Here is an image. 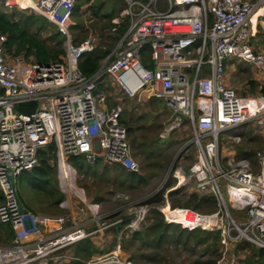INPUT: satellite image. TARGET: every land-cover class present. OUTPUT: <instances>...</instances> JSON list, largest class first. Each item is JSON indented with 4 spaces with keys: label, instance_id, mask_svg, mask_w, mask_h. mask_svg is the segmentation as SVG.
<instances>
[{
    "label": "built area",
    "instance_id": "2783aa9c",
    "mask_svg": "<svg viewBox=\"0 0 264 264\" xmlns=\"http://www.w3.org/2000/svg\"><path fill=\"white\" fill-rule=\"evenodd\" d=\"M10 1L0 0L7 7L45 17L65 40L61 60L41 63L12 55L5 46L6 35L0 32V222L14 233L10 244L0 247V264H47L57 251L92 234L84 223L72 220L69 225L64 217L25 208L15 179L38 164L39 150L51 142L63 181L75 169L67 162L69 156H80L87 164L101 162L138 171L122 121V99L134 98L142 89L149 90L148 96L163 98L192 130L195 158L187 174L181 168L174 170L175 185L188 180V188L211 196L216 206L206 213L167 206L162 209L166 221L189 231L218 232L225 248L247 243L264 249V145L254 152L253 160L222 159L219 148L226 130L252 120L261 124L264 118V103L252 105L256 98L238 95L221 80L225 62L238 60L252 66L259 89H264V50L253 44L252 22L264 0H166L165 9L157 6V0H124L129 26L87 77L78 61L94 47L95 37L72 40L77 0H16L26 1L24 8ZM112 22L117 24L118 19ZM144 46L152 68L141 61ZM99 83L105 89L98 88ZM108 86L119 92L111 100L113 106ZM20 106L31 109L24 112ZM175 214L176 221L171 217ZM87 264L125 263L97 259Z\"/></svg>",
    "mask_w": 264,
    "mask_h": 264
},
{
    "label": "rangeland",
    "instance_id": "374dc122",
    "mask_svg": "<svg viewBox=\"0 0 264 264\" xmlns=\"http://www.w3.org/2000/svg\"><path fill=\"white\" fill-rule=\"evenodd\" d=\"M104 1L106 3L105 10L109 8L111 2H115L117 7L123 9L121 16H124L123 11L126 6L124 0ZM157 6L160 9H165L167 6L166 0H157ZM80 20L83 21L84 29L87 30L86 37H95L94 43L98 44L97 32L103 26V23H98L100 20L87 10L80 16ZM71 22L73 24L75 21L71 18ZM48 35V31L42 33L43 37ZM262 43V36L258 38L257 42L256 40L253 42L257 49L263 50L264 44ZM207 57L208 53L205 55V58ZM221 80L224 86L233 88L240 96L257 99L262 95L252 66L247 63L239 62L238 60L226 61ZM106 82L111 83L108 79ZM107 88V93L112 95L111 100H113L112 98L119 94L117 87H115V91L111 86ZM148 95L149 90L142 89L134 98H123L122 119L123 117L126 119L131 118V126L133 127L131 134L139 142H143L154 135L171 142L170 147L167 149L168 156L166 160L168 159V162L164 172H155L154 179L150 180L146 186H137L135 183L121 184L120 182L112 181V176L115 173L114 169L118 165H108V170H102L101 166H98L95 173H80L74 169L71 176L63 181L60 179L56 161L57 185L64 194V199L58 205H51V201L40 193L39 187L36 186L34 188V186L29 185L26 174L22 173L21 176H17L15 179L21 203L27 209L30 208L31 211L38 212V214L54 218L64 217L68 220L69 225L72 224V220L76 224L84 223L83 227L86 231H92L88 238L107 251L101 255L95 254L81 264L95 262L97 259H103L104 261L115 259L125 264H128V262L131 264H135V262L136 264H198L199 262L196 260L208 264L214 258L216 259V264H245L244 259L252 256V246L246 243H237L234 246L225 248L220 245L219 241L215 244L212 243L211 236H208L205 243L197 242V238H203V233L198 229L193 230L194 233L188 237L185 236L186 234L180 236L177 239L179 242L177 244L175 242L176 239L169 237L168 241L162 243L161 247L155 251V254H153V247L149 242L144 246L138 240L131 241V236L135 231L142 230L150 224V219L147 216L151 209L160 211L164 221H166L162 209L167 206L171 208L170 200L168 201L166 195L167 192L164 194L162 203L146 205L143 204V201L161 188L169 171L172 170L174 174L175 169L181 168L187 174L186 170L195 158V148L191 143L192 130L188 121L183 115L170 109L163 98ZM177 117L181 119L178 120ZM165 128L172 129L165 131ZM231 134H239V132L232 131ZM222 136L223 134L220 135V149H222V145L224 148H233L235 144H238L244 147L245 150L255 152L264 145V131L262 130L254 135L243 137L242 141ZM221 155H223L222 151ZM134 158L140 166L142 157ZM99 165H103V163H99ZM159 174L162 176H159ZM183 185L185 187L183 192L186 194L194 192L188 188L191 186V182L188 180L179 186ZM175 188H178V186L175 185ZM97 196L101 198L100 201L95 200ZM177 197L180 196L178 195ZM215 207L205 205L202 213L211 212ZM128 217V223L118 228L119 223L124 222ZM171 217L175 221L178 220L177 214ZM114 242L115 245L110 248V245ZM137 244L140 245L139 251L136 250ZM206 244H210L213 247L207 254L204 253ZM239 244H243V246L240 247ZM5 246L7 244L0 241V247ZM73 253L72 245L61 249L47 260V264H68L74 260Z\"/></svg>",
    "mask_w": 264,
    "mask_h": 264
},
{
    "label": "trees",
    "instance_id": "16d2710c",
    "mask_svg": "<svg viewBox=\"0 0 264 264\" xmlns=\"http://www.w3.org/2000/svg\"><path fill=\"white\" fill-rule=\"evenodd\" d=\"M147 1V0H144ZM18 1L11 0V4H16ZM21 7L24 4L18 2ZM86 5V6H85ZM104 0H77L73 6L72 19L75 21L70 25V32L72 33V40L79 42L86 38V31L83 26V21L80 16L87 10L90 11L94 17H97L103 26L97 32L99 39L98 44L84 52L79 61L78 68L83 76L92 75L101 65L102 60L110 53L112 48L117 44L120 38L127 30L130 20L128 16H121L122 8L117 7L115 2H111L108 9L105 8ZM117 18L118 23L114 24L113 19ZM115 27V31H111ZM97 28V24H96ZM48 31L49 35L43 37L42 33ZM77 31V32H75ZM107 31V32H106ZM0 32L6 35V48L12 55H21L26 60H33L36 62L46 63L51 61L61 60L64 55L63 43L65 36L57 29L56 25L49 22L45 17L35 14L31 10H21L16 7H7L3 2H0ZM264 35L263 30L258 26V35ZM264 42V40H263ZM141 61L143 64L152 68L150 62L149 52L147 47H143L141 51ZM98 88L105 89L103 83L98 84ZM108 90V88H106ZM264 94V89L261 90ZM109 105L113 106L114 102L109 101ZM21 111L28 112L31 108L24 106L19 107ZM126 126L128 137L130 138V151L132 157L141 156V164L138 171H127L125 168L118 165L112 176L114 182L135 183L137 186H146L150 180L154 179L155 172L162 173L167 167L168 159L166 160L167 149L170 147L169 140H163L158 135H154L143 142L137 141L132 137L133 127L131 126V118L122 119ZM167 154V155H166ZM251 153H247L246 157H250ZM56 146L53 142L49 143L45 148L38 152V164L28 171L22 173L26 174L27 183L31 186H38L41 194H44L50 204L58 205L63 199L64 194L59 190L57 185V171H56ZM67 162L72 165L78 172H96L98 166L102 170H108L107 164L99 165L101 162L95 164H87L80 156H69ZM173 169V168H172ZM22 173L19 175L21 176ZM159 176H162L159 174ZM176 178L173 176V171H169L165 181L160 189L143 201V204L154 205L164 201V194L167 192L168 201L170 200V207H184L195 211L202 212L205 205L215 207V201L211 196L200 195L196 192L186 194L183 192L184 186L173 188L176 184ZM180 197H177V196ZM175 197V198H173ZM100 201V197L95 198ZM2 195L0 192V202ZM26 208V207H25ZM28 210H31L30 208ZM38 213V212H37ZM150 219V224L139 231H135L131 236V241L138 240L144 246L150 243L153 247V254H155L162 243L168 241L169 237L176 239V244L179 243L177 239L186 234L188 237L194 231H189L181 228L178 224L164 221L163 215L156 209H151L147 216ZM129 217L120 222L118 228L127 224ZM203 233V238L196 239L197 242L205 243L208 236L212 237V243L219 241V233L207 230L198 229ZM14 233L8 224L0 222V241L10 244ZM247 244V243H246ZM115 242L110 245L112 248ZM249 245V244H247ZM240 247L243 244H239ZM251 246V245H249ZM74 249V260L68 264H81L91 258L95 254H104L107 250L97 246L90 238L82 239L72 245ZM213 249L212 245L206 244L204 253H208ZM136 250H140V245H136ZM252 256L244 259L245 264H264V249L251 247ZM141 255V254H139ZM143 255V254H142ZM198 264H206L196 260ZM136 264V262H135ZM208 264H216V259Z\"/></svg>",
    "mask_w": 264,
    "mask_h": 264
},
{
    "label": "crops",
    "instance_id": "0c3cea01",
    "mask_svg": "<svg viewBox=\"0 0 264 264\" xmlns=\"http://www.w3.org/2000/svg\"><path fill=\"white\" fill-rule=\"evenodd\" d=\"M260 16V15H259ZM252 22H253V19H252ZM253 24L255 25V29H256V32H255V36L253 37V42L256 40H258L259 37L262 36V40H264V35L261 34V35H258V26L261 27V29L263 30L264 32V16H260L258 18H256L255 22H253ZM257 44V43H256ZM264 44V42L262 43ZM264 50V49H263ZM241 62V61H239ZM245 63V62H244ZM253 69V68H252ZM254 71V69H253ZM255 75H256V80H257V73L254 71ZM259 102H262L264 103V99H255L253 100L252 102L250 101V103L254 106H257ZM259 125V126H258ZM264 131V118L262 119V122L261 124L257 123V121H248V122H245V123H242L240 125H238L236 128L234 129H229V130H226L223 134L222 137H232V138H235V139H239V141H242V138L245 136H249V135H254L256 134L258 131ZM232 131H238L239 134H234L232 135ZM249 131V132H248ZM253 133V134H251ZM235 144V143H234ZM220 142H219V148H220ZM221 151L223 153V155H221L222 159L225 158V159H228V158H246V159H250V160H253V154L254 152L253 151H250V150H245L244 147L238 145V144H235L233 148H224V146L222 145V149H220V154H221ZM251 153V156L250 157H246L247 153ZM43 215V214H42Z\"/></svg>",
    "mask_w": 264,
    "mask_h": 264
},
{
    "label": "bare ground",
    "instance_id": "6f19581e",
    "mask_svg": "<svg viewBox=\"0 0 264 264\" xmlns=\"http://www.w3.org/2000/svg\"><path fill=\"white\" fill-rule=\"evenodd\" d=\"M20 3L24 4L25 6H27V3L26 1H20ZM261 14H264V8H260L253 16V22H255L257 16L261 15Z\"/></svg>",
    "mask_w": 264,
    "mask_h": 264
},
{
    "label": "water",
    "instance_id": "95a60500",
    "mask_svg": "<svg viewBox=\"0 0 264 264\" xmlns=\"http://www.w3.org/2000/svg\"><path fill=\"white\" fill-rule=\"evenodd\" d=\"M10 179L12 180V177ZM19 209L22 212H25L26 211L25 208L22 206V204H19Z\"/></svg>",
    "mask_w": 264,
    "mask_h": 264
}]
</instances>
